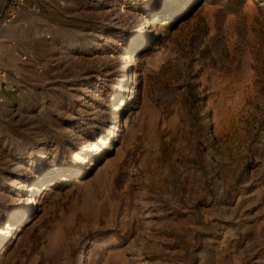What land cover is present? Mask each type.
<instances>
[{
  "label": "rangeland",
  "instance_id": "374dc122",
  "mask_svg": "<svg viewBox=\"0 0 264 264\" xmlns=\"http://www.w3.org/2000/svg\"><path fill=\"white\" fill-rule=\"evenodd\" d=\"M25 1L0 264H264V0Z\"/></svg>",
  "mask_w": 264,
  "mask_h": 264
},
{
  "label": "built area",
  "instance_id": "2783aa9c",
  "mask_svg": "<svg viewBox=\"0 0 264 264\" xmlns=\"http://www.w3.org/2000/svg\"><path fill=\"white\" fill-rule=\"evenodd\" d=\"M25 2V0H10L7 3L5 13L2 17H0V21L3 26L10 24L16 19L20 8L25 5ZM5 75V70L0 66V90L2 85L6 84L7 82Z\"/></svg>",
  "mask_w": 264,
  "mask_h": 264
},
{
  "label": "bare ground",
  "instance_id": "6f19581e",
  "mask_svg": "<svg viewBox=\"0 0 264 264\" xmlns=\"http://www.w3.org/2000/svg\"><path fill=\"white\" fill-rule=\"evenodd\" d=\"M127 65V63L124 65V68L122 69V71H125L126 70V66ZM118 124V123H117ZM119 125V124H118Z\"/></svg>",
  "mask_w": 264,
  "mask_h": 264
}]
</instances>
